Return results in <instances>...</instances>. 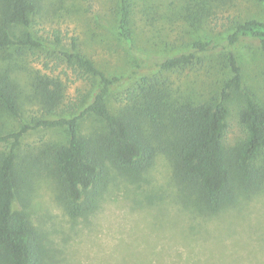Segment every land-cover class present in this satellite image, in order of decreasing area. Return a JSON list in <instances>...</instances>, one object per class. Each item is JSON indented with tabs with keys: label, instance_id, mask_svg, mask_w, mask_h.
Returning <instances> with one entry per match:
<instances>
[{
	"label": "rangeland",
	"instance_id": "374dc122",
	"mask_svg": "<svg viewBox=\"0 0 264 264\" xmlns=\"http://www.w3.org/2000/svg\"><path fill=\"white\" fill-rule=\"evenodd\" d=\"M198 0H129L133 41L119 34L121 0H41V10L26 28L39 47L0 49V67L8 68L23 93L22 116H40L32 98L37 74L59 77L65 84L64 108L82 110L99 89V80L68 64L62 51L79 49L109 77H119L109 90L112 111L125 104L128 91L146 76L160 74L179 95L193 101L217 94L231 76L227 36L237 21H264V0H224L203 14ZM212 38L217 45L197 53L185 68L165 71L166 57L193 50L192 42ZM242 68L244 85L264 106V50L257 39L241 37L231 45ZM240 102L230 104L224 140L233 146L245 133L239 124ZM67 113L66 116H71ZM21 122L0 112V132ZM93 114L79 123L90 137L103 129ZM65 127L37 128L26 133L17 150V166L38 163L18 193L14 208L26 211L43 248L41 264H264V187L238 195L215 212L201 211V200L186 194L175 180L171 161L159 153L142 173L110 171L94 210L69 212L60 182L43 169L47 151L67 140ZM8 143H0L8 148ZM200 200V201H199ZM202 203V202H201Z\"/></svg>",
	"mask_w": 264,
	"mask_h": 264
},
{
	"label": "trees",
	"instance_id": "16d2710c",
	"mask_svg": "<svg viewBox=\"0 0 264 264\" xmlns=\"http://www.w3.org/2000/svg\"><path fill=\"white\" fill-rule=\"evenodd\" d=\"M262 1V0H261ZM224 0H198L203 14L210 5ZM41 0H0V49L39 47L42 43L28 31L41 10ZM130 2L121 0L119 34L130 46L133 33ZM227 36L226 57L231 76L217 94L193 101L174 92L164 76H146L128 91L125 104L112 111L107 103L110 87L119 77H109L73 41L72 51H62L68 64L98 78L99 89L79 113L78 103L64 104L65 84L59 77L37 74L31 81L32 98L41 115L24 121L23 93L8 68L0 67V112L20 120L18 129L0 132V264H41L43 248L26 211L14 208L20 190L38 163L19 171L17 150L22 137L32 129L65 127L67 140L47 151L48 170L60 182L69 212L79 216L94 210L110 171L142 173L159 153L171 161L175 180L186 194L201 200L200 210L215 212L238 195L252 194L264 187V106L243 82L242 68L231 45L241 37L259 41L264 50V21L250 18L235 22ZM217 44L212 38L197 39L193 50L160 61L165 71L193 64L197 53ZM240 102L239 124L244 137L233 146L225 143L230 104ZM72 113L71 116H66ZM93 114L104 124L98 134H81L79 123ZM199 200V201H200Z\"/></svg>",
	"mask_w": 264,
	"mask_h": 264
}]
</instances>
